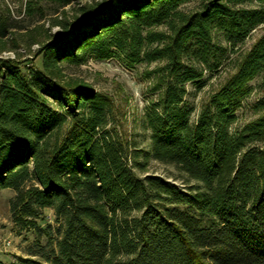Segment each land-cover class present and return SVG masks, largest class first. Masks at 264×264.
Wrapping results in <instances>:
<instances>
[{
  "label": "trees",
  "instance_id": "16d2710c",
  "mask_svg": "<svg viewBox=\"0 0 264 264\" xmlns=\"http://www.w3.org/2000/svg\"><path fill=\"white\" fill-rule=\"evenodd\" d=\"M189 1L80 5L39 66L0 58V189L16 190L11 208L36 236L26 256L0 264H264V95L250 105L259 115L232 127L249 82L264 74V34L194 119L185 99L203 67L216 70L264 23V0L180 11ZM126 48L131 61H163L162 92L143 121L147 150L117 133L107 96L61 74L62 62ZM148 157L174 166L182 184L139 173ZM43 208L55 226L31 220Z\"/></svg>",
  "mask_w": 264,
  "mask_h": 264
},
{
  "label": "rangeland",
  "instance_id": "374dc122",
  "mask_svg": "<svg viewBox=\"0 0 264 264\" xmlns=\"http://www.w3.org/2000/svg\"><path fill=\"white\" fill-rule=\"evenodd\" d=\"M98 0H72L60 6L49 0H0V58L13 60L20 66H39L40 50L49 42L52 35L60 32L62 21H72L78 13L77 8L84 4H93ZM199 0L182 4L179 10L189 12L198 7ZM80 16V15H79ZM160 29V28H159ZM162 30V29H161ZM264 34V23L253 29L242 42L236 43L232 50H226L221 65L213 71L203 67L202 83L198 87L193 83L186 85V101L193 106L191 118L194 119L203 103L216 92L225 79L233 72L235 56L247 50L253 41ZM126 51L114 50L108 58L89 56L84 63L62 62L63 80L89 84L94 92L108 97L115 130L136 148L147 150L148 131L144 127L146 109L156 101L163 88L160 75L155 68L163 61L134 62L126 56ZM264 74L260 73L250 82V94L238 110L237 119L232 127L259 115L250 107L252 102L264 95ZM160 86V87H159ZM141 157V156H140ZM159 175L181 185L174 175L178 172L172 165L157 162L152 157L146 159L145 168L139 173ZM16 190L0 189V261L7 262L16 256H26L29 247L35 243L36 236L31 224L18 219L11 201ZM41 227L46 222L55 226L53 211L43 208L40 216L32 218ZM42 234L40 241H44Z\"/></svg>",
  "mask_w": 264,
  "mask_h": 264
}]
</instances>
